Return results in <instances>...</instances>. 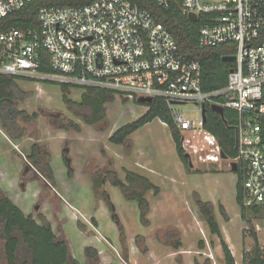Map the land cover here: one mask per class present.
<instances>
[{"label": "rangeland", "instance_id": "1", "mask_svg": "<svg viewBox=\"0 0 264 264\" xmlns=\"http://www.w3.org/2000/svg\"><path fill=\"white\" fill-rule=\"evenodd\" d=\"M17 84L27 93L19 108L39 116L19 121L25 131L20 140L11 139L0 120V193L25 214L51 224L68 242L73 259L81 264H224V239L236 264H243L245 250L255 244L252 231L264 246V210L250 214L253 226L242 218L235 199L237 175L228 161L204 162L188 146L192 165L187 167L170 126L159 118L134 131L123 144L110 141L118 127L146 113V104L115 94L106 105V118L86 124L64 101L60 85L23 79ZM82 92L72 87L69 96L78 100ZM171 108L189 120L201 118L194 103ZM59 116L75 121L80 130L63 128ZM34 143L40 155L50 154L55 180H48L29 160ZM105 170H113L123 181L126 170H133L157 184L158 194L146 193L145 216L137 201L127 199L110 177L102 187L94 185V175ZM196 195L215 205L222 237L211 233ZM0 264H6L3 253Z\"/></svg>", "mask_w": 264, "mask_h": 264}, {"label": "built area", "instance_id": "2", "mask_svg": "<svg viewBox=\"0 0 264 264\" xmlns=\"http://www.w3.org/2000/svg\"><path fill=\"white\" fill-rule=\"evenodd\" d=\"M32 1L0 0V20ZM156 1L167 7L171 0ZM175 1L188 16L203 19L202 45L235 43L236 66L225 87L203 90L200 61L184 58L172 32L134 0L41 6L38 27L0 32V74L71 89L106 88L126 100L164 98L184 149L204 162L226 160L230 169L236 162L237 204L264 207V41H258L264 0ZM45 64L51 72L41 71ZM186 103L200 108L197 122L171 108ZM213 104L236 112L235 158L222 157L217 136L204 126L203 108Z\"/></svg>", "mask_w": 264, "mask_h": 264}, {"label": "trees", "instance_id": "3", "mask_svg": "<svg viewBox=\"0 0 264 264\" xmlns=\"http://www.w3.org/2000/svg\"><path fill=\"white\" fill-rule=\"evenodd\" d=\"M92 0H34L25 4L23 8L15 11L0 20V32L3 30L19 27H38L37 13L44 5H67L85 4ZM142 8L148 9L155 19L162 23L174 35L175 41L184 58L199 60L202 65V88L205 91H212L225 87L228 82L230 70L236 66L233 60L225 59L235 53L236 45L233 42L219 44L216 46H204L200 43V28L203 24L201 16L193 21L175 0H171L166 7L160 5L156 0H134ZM259 42L264 41V27L260 30ZM1 63V58H0ZM42 72H51L48 65L41 68ZM19 77L0 74V120L11 139L20 140L24 136V128L20 120L30 122L35 120L39 113H29L25 109L19 108V104L25 99L27 93L18 86ZM79 87V86H75ZM83 92L78 100L69 96L70 85H61L63 99L69 108L76 115H80L86 124H96L102 122L107 116V103L116 94L113 90L101 87H80ZM126 100V99H125ZM139 102L137 99H134ZM148 110L138 119L118 127L110 136V141L115 144H123L129 136L156 118L167 122L171 129V134L181 161L190 168V155L183 147L182 133L174 123L170 107L162 97L146 104ZM62 120V127L66 129L80 130V125L73 120H68L59 116ZM236 112L232 109L225 110V118L207 106V121L204 126L213 132L219 144L229 158L236 157ZM39 144L32 145V152L29 155L39 171L48 179L55 180L54 170L50 164V154H39ZM71 171L69 170V173ZM112 183L124 190L125 197L136 200L141 210V215L145 216L149 210V202L146 193L154 190L156 194L160 192L157 184H154L148 177L133 171L126 170L125 180H121L113 170H106ZM95 174L93 183L100 188L103 184L105 173ZM108 203H111L106 197ZM238 203L239 196L237 197ZM198 209L210 228L212 234L222 237V231L217 220L215 205L211 201L203 200L199 195L195 196ZM242 218L251 226L253 221L250 214L255 216L263 213L262 206H240ZM221 213L226 215L225 208L220 206ZM255 244L252 248L246 249L243 254V264H264V246L259 242L256 232L252 231ZM224 264H236L232 252L221 239ZM0 253H3L6 264H81L73 259L70 254L68 242L64 238L57 236L51 224L39 222L31 214L25 212L17 206L9 196L0 193Z\"/></svg>", "mask_w": 264, "mask_h": 264}, {"label": "water", "instance_id": "4", "mask_svg": "<svg viewBox=\"0 0 264 264\" xmlns=\"http://www.w3.org/2000/svg\"><path fill=\"white\" fill-rule=\"evenodd\" d=\"M189 18H190V20H193V21H195V20L198 19L197 15L195 13H190L189 14ZM224 58L234 61L236 59V56L235 55H229V56H225ZM138 101L141 102V103H143V104H150V103L153 102V98L152 97H140V98H138ZM211 108H212L213 111H215L218 114H220L222 118H225V109H224L223 106L213 104L211 106ZM203 119H204V122L207 121V107L206 106H204V108H203ZM221 155L225 159L228 158L227 154H225L223 151H222V154ZM190 164L192 165L191 162H190ZM231 166H232L231 169L233 171H236L237 170V163L236 162H233L231 164ZM27 170H28V167H26V171Z\"/></svg>", "mask_w": 264, "mask_h": 264}, {"label": "flooded vegetation", "instance_id": "5", "mask_svg": "<svg viewBox=\"0 0 264 264\" xmlns=\"http://www.w3.org/2000/svg\"><path fill=\"white\" fill-rule=\"evenodd\" d=\"M33 145V144H32ZM31 151H32V147H31ZM26 170V169H25ZM100 171V170H99ZM106 171V170H105ZM104 172V171H103ZM109 175L108 174H105L104 177H103V182H106V178H108Z\"/></svg>", "mask_w": 264, "mask_h": 264}, {"label": "crops", "instance_id": "6", "mask_svg": "<svg viewBox=\"0 0 264 264\" xmlns=\"http://www.w3.org/2000/svg\"><path fill=\"white\" fill-rule=\"evenodd\" d=\"M85 216V215H84ZM86 218V217H85Z\"/></svg>", "mask_w": 264, "mask_h": 264}]
</instances>
